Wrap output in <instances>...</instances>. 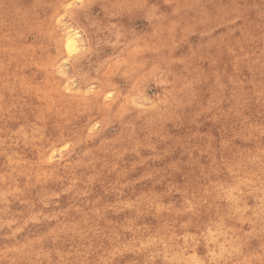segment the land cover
<instances>
[{
    "label": "rangeland",
    "instance_id": "rangeland-1",
    "mask_svg": "<svg viewBox=\"0 0 264 264\" xmlns=\"http://www.w3.org/2000/svg\"><path fill=\"white\" fill-rule=\"evenodd\" d=\"M263 217L264 0H0V264H264Z\"/></svg>",
    "mask_w": 264,
    "mask_h": 264
},
{
    "label": "bare ground",
    "instance_id": "bare-ground-1",
    "mask_svg": "<svg viewBox=\"0 0 264 264\" xmlns=\"http://www.w3.org/2000/svg\"><path fill=\"white\" fill-rule=\"evenodd\" d=\"M65 35H63L64 37ZM65 41V40H64ZM65 43V42H64ZM66 48L71 52H73L76 48H77V42H76V38L73 36H68L67 40H66ZM264 218V217H263ZM260 219V218H259ZM211 228V227H210Z\"/></svg>",
    "mask_w": 264,
    "mask_h": 264
}]
</instances>
